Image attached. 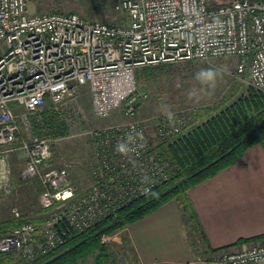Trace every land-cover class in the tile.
<instances>
[{"label": "built area", "instance_id": "2783aa9c", "mask_svg": "<svg viewBox=\"0 0 264 264\" xmlns=\"http://www.w3.org/2000/svg\"><path fill=\"white\" fill-rule=\"evenodd\" d=\"M28 5L0 0V197L15 190L11 157L19 150L21 179L39 181L47 214L40 226L25 222L0 236V253L32 262L170 179L173 163L160 145L189 116L155 117L151 138L135 120L139 68L226 56L235 59L240 83L264 93V2L116 0L128 13L120 24L74 12L30 14ZM86 83L97 117L123 107L129 121L94 133L93 182L79 193L69 168L53 165L52 139L36 135L31 120L47 98L59 109ZM12 212L21 216L15 206ZM210 264H264V239L219 249Z\"/></svg>", "mask_w": 264, "mask_h": 264}, {"label": "trees", "instance_id": "16d2710c", "mask_svg": "<svg viewBox=\"0 0 264 264\" xmlns=\"http://www.w3.org/2000/svg\"><path fill=\"white\" fill-rule=\"evenodd\" d=\"M58 12L60 11L52 13ZM169 65L141 67L136 75L144 81L151 80L161 75ZM246 88L231 102H217L212 106L193 108L188 113L187 126L160 145L165 157L173 160L177 166V171L168 181L126 204L115 218L99 220L88 230L70 236L64 244L35 261L27 262L13 253H0V264H78L95 252L103 255L101 237L104 234L113 235L122 231L175 199H182L183 204L189 207L188 192L191 188L233 165L251 147L257 144L264 147V93L251 87ZM68 116L69 110L56 109L50 98H47L42 109L32 117L33 132L54 142L58 138H64L71 132ZM12 169L15 190L6 197L14 202V192L19 188L25 190L29 187H23L24 180L20 175L22 168L13 161ZM31 181L39 185L35 192L37 197L41 192L40 183L38 180ZM12 210L13 208L8 216H5L0 209V236L25 222L31 221L40 226L44 222L42 215L47 214V210L40 208V215H34L27 205L23 206L22 211L19 209L20 217H15ZM193 223V229L200 233L202 230L198 220L195 219ZM262 238L264 236L260 235L248 240H239L238 243ZM216 251L217 249L211 250L213 253ZM100 255L97 254V260L101 257L105 259V255Z\"/></svg>", "mask_w": 264, "mask_h": 264}, {"label": "rangeland", "instance_id": "374dc122", "mask_svg": "<svg viewBox=\"0 0 264 264\" xmlns=\"http://www.w3.org/2000/svg\"><path fill=\"white\" fill-rule=\"evenodd\" d=\"M28 9L30 14L52 13L54 11L74 12L85 18L87 16L92 21H104L112 24L126 23L128 20V13L116 8V0H29ZM2 53L1 47L0 54ZM235 65L234 58L224 56L207 61L194 60L170 64L169 68L161 75L147 81L136 75L137 92L134 95V101L137 104V115L135 120L148 128L147 132L152 138L155 131V117L166 114V110H170L172 113L184 110L189 113L193 108H204L217 102L235 100L247 89L236 78ZM209 68L217 69L220 73L215 88L201 85L195 79L196 73ZM76 89V94L65 100L59 108L69 110L67 120L71 132L68 136L52 142V144L55 143L53 165H66L71 173L73 184L78 192L82 193L93 182H91V177L94 176L93 171L96 165L94 133L97 130L109 129L129 121V119L125 116L123 107L114 109L109 116L97 117L93 111L89 84H77ZM190 93L192 98H189ZM143 94H146V97H143ZM12 158L16 165L24 168L26 159L19 150L14 153ZM172 163L171 177L177 171V166L173 160ZM23 182V187L29 188L25 190L19 188L17 192H14V202H11L12 200L6 196L0 197V209L3 210V215L8 216L13 205L21 211L23 206L27 205L33 211L32 214L38 215L40 213L39 196L36 197L35 193L39 185H35L33 181L24 180ZM175 200L183 204L182 199ZM183 208L186 209L187 206L183 204ZM42 216L45 219L46 215ZM194 221L193 216H186L190 235H192L190 230ZM129 226L113 235L104 234L107 236V240L104 239V235L101 237L104 247L102 253L105 255V259L101 257L97 260V254H100L95 252L78 264H137L131 253L130 241L127 238ZM117 237L122 238L121 244H116ZM203 259L197 264H207L208 260Z\"/></svg>", "mask_w": 264, "mask_h": 264}, {"label": "crops", "instance_id": "0c3cea01", "mask_svg": "<svg viewBox=\"0 0 264 264\" xmlns=\"http://www.w3.org/2000/svg\"><path fill=\"white\" fill-rule=\"evenodd\" d=\"M188 197L186 209L173 200L129 226L137 264H197L211 260V250L264 236V147H251L233 165L191 188ZM187 215L198 220L200 233L193 226L188 233ZM115 241L121 244L122 238Z\"/></svg>", "mask_w": 264, "mask_h": 264}, {"label": "clouds", "instance_id": "9594fccd", "mask_svg": "<svg viewBox=\"0 0 264 264\" xmlns=\"http://www.w3.org/2000/svg\"><path fill=\"white\" fill-rule=\"evenodd\" d=\"M220 75L217 69H202L198 73H196L195 79L200 82L201 85H206L210 88H215L217 77ZM189 98H192V94H189ZM166 115L170 122H173L174 114L170 110H166ZM118 151L124 152L126 151V147L123 143L118 145Z\"/></svg>", "mask_w": 264, "mask_h": 264}]
</instances>
